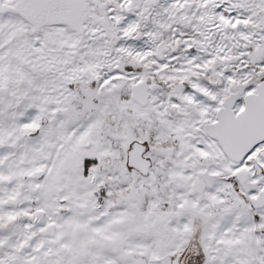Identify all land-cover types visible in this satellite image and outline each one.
I'll return each mask as SVG.
<instances>
[{
    "label": "snow or ice",
    "instance_id": "obj_1",
    "mask_svg": "<svg viewBox=\"0 0 264 264\" xmlns=\"http://www.w3.org/2000/svg\"><path fill=\"white\" fill-rule=\"evenodd\" d=\"M0 264H264V0H0Z\"/></svg>",
    "mask_w": 264,
    "mask_h": 264
}]
</instances>
